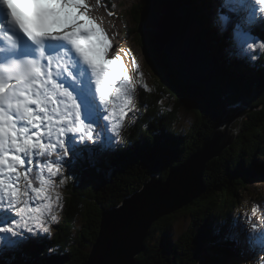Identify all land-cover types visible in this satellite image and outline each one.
<instances>
[{
	"label": "snow or ice",
	"instance_id": "snow-or-ice-1",
	"mask_svg": "<svg viewBox=\"0 0 264 264\" xmlns=\"http://www.w3.org/2000/svg\"><path fill=\"white\" fill-rule=\"evenodd\" d=\"M234 4L249 7L252 18L257 7L264 13V0ZM88 7L87 0H0V34L8 41L0 39V215L8 217L0 233L5 237L23 236L16 229L48 232L46 217L56 220L60 200L59 193L53 195L52 178L65 164L94 159L86 141L102 147L104 135L112 133L117 144L123 118L132 111L133 89L114 86L125 77L121 57L104 58L112 45ZM256 23L264 24V15ZM53 154L59 159H50ZM33 167L40 173L39 186Z\"/></svg>",
	"mask_w": 264,
	"mask_h": 264
},
{
	"label": "trees",
	"instance_id": "trees-1",
	"mask_svg": "<svg viewBox=\"0 0 264 264\" xmlns=\"http://www.w3.org/2000/svg\"><path fill=\"white\" fill-rule=\"evenodd\" d=\"M103 2L105 3V1ZM155 2L157 5H160L161 2V13L166 10V12L175 16L184 17L186 19L189 18L188 23L190 30L193 32L194 36L196 34L195 39L197 38L196 42L198 48L202 51L204 49L205 55L211 60L213 59L212 61L219 69L218 72L222 84L211 90L201 88L192 81L185 82L186 78H179V73L175 79L173 67L170 69L171 72L169 74L168 68L161 70V73L165 74L182 87L189 90L199 89V94L196 93L198 96L189 97L184 100L187 102L188 107H192L196 111L195 115L198 117L196 124L197 128L199 129L206 125H210L211 128L207 130L210 135L212 125L218 124L219 116L223 111H214V109L220 107L224 103V100L227 106L236 107L239 103H236L235 100L239 99H237L234 94H246V100L252 107L258 109L256 112L258 123L255 125L247 123L245 125L244 132L240 135V142H243L242 135L245 134L246 142L252 145L255 151L264 147L261 138L251 141L249 132H247L250 130V133L255 137H263L264 135V118L261 117L262 114L264 115V74L261 75V73H264V54L262 55V52H260L259 56L258 53H253V56L248 55V57L242 51H232L228 57L226 56V50L232 47L231 38L228 39L225 35V37L222 38H226L227 40H223L220 37L222 34H225L223 32H225L227 28L226 24L221 26L222 28L220 26L216 28V26L213 25V22L219 18L218 9L220 8L221 15L225 13V9L220 5L221 0H155ZM208 2L211 3L212 7L208 5ZM165 3L167 5H165ZM218 6L219 8L217 9ZM194 8H196L197 12H194ZM149 11V6L147 8L145 6L142 7V3L138 1V7L132 10L131 15H128L130 26L124 31V40H131L132 45L142 53L144 58L147 57V59L150 60L152 59L151 55L154 56L155 54H149L146 50L143 44V36L141 32H139L141 18ZM140 12L143 13V17H141ZM242 14L244 15V13ZM233 15L239 18L237 14ZM230 22L232 21L229 20L228 26H230ZM143 29L148 31L150 35L153 34V29L151 30L146 26L143 27ZM216 29H218L221 34H219ZM198 30L202 32L204 40L201 35L198 36L196 33ZM233 47L235 49H240L236 44H233ZM161 56L163 57V55ZM156 58L160 60L159 57L156 56ZM250 61L254 63V67L250 66V69L254 73L245 67V63H250ZM147 63L149 70L151 63ZM152 71L154 70H151L149 73L150 77H152ZM239 75L241 79H239ZM247 75L249 78L244 79ZM166 85H168L169 91L162 90L161 93L158 94H155V92L150 93L149 88L147 89L146 101H148L150 108L155 107L154 102L157 101V97L174 91V89L177 88L173 86L172 83H166ZM151 95L153 100L152 103L150 102ZM182 95L184 94L180 90L178 96ZM207 97L214 99V106H202V103ZM143 101L144 99H142L138 105H142ZM158 126H160V129L157 133L151 131V129L149 131L147 128H145L147 132L142 133L139 131L138 133H133L132 129L126 130L127 127H125L120 131V137L124 135L128 140L125 145L113 144L112 142L111 144L107 143L106 146L104 145V153L102 154L106 156V166L100 174H96L95 176L103 177L101 180H106V183L99 181L92 186L91 183L97 178L88 176L87 179L89 180L87 182L71 187L68 193L67 214L65 217L62 215L60 216V220L54 228L56 233L55 239L46 243L51 245L53 249L47 248L45 244L42 247L38 246L36 248L32 246L28 248L29 250H27L26 256L18 254L17 256L0 258V264H84L99 235L102 222L100 206L101 208L112 209L121 204L118 195L115 194V189L112 188L111 190V186L115 183L123 187L121 190L126 192L129 186H123L122 182L118 184V179L122 177L132 179L135 184L130 186L136 185L137 188V185L142 186L149 181L152 175L159 174L165 179L169 176L172 168H177L182 165L180 163H182L181 160L185 156V147L187 143L185 133L183 131L171 130L164 121L160 122ZM165 137L167 140L163 139ZM94 152V159H102V154L99 155V152ZM256 154L259 155L258 158H260L261 161H264V154L261 151H257ZM223 157L225 158V156L222 155L220 157L222 159H214L206 164L205 177L209 172L214 174L215 168H218L220 171L217 180H213L211 183L207 184L205 179L207 186L206 193L198 200L193 201L187 208L183 207L182 210L176 209L173 216L177 218L181 216V214L189 213L191 217L192 214L195 213L201 218V226L206 228L211 224L209 221L212 219L209 215H211L212 208L217 210L216 199L212 198L213 192H217L219 194L218 200H222L223 196L229 193L246 189L249 184L254 183L255 177L259 179L264 178V165L260 166L259 170L256 172L251 168L250 171L240 174L248 164L235 163L230 166L227 173V159H223ZM186 161L187 159H184V163ZM87 166L90 168L95 167L92 162H88L85 164L81 163V166L77 167L76 171L73 170V165L70 166L68 170H70L71 173L82 175L87 173L82 169ZM242 183L245 184L243 185ZM97 194L101 195L100 199L96 198L98 208H93L90 202L92 201V196ZM100 200L101 202H99ZM260 202L263 204L264 200L260 199ZM227 204L230 208H235L237 206L231 198L227 201ZM221 209V205L219 204V211L216 212L217 217L214 218L215 221L212 222L213 225L218 223V218L220 216L223 220H226V222L220 221L221 223H225L224 225L238 224L235 229L237 233L242 226L234 219V215L229 209L224 212L225 218L221 216ZM173 216L165 217L163 222H158L153 227L150 236L146 239L145 251L137 258L138 264H223L218 258H215V256H220V254L217 253V249H221V247L213 245L212 242L206 240L202 241L203 238L201 239L198 234L191 233L176 241L172 239L170 237V232L172 230L173 221L175 220ZM76 226H78V229L77 232H74ZM155 235H158V237H155ZM160 236L161 238H159ZM154 239H158L159 241L155 246H151L150 242ZM218 240H222V238L217 236L216 242ZM225 258L227 259V264L237 263L236 259L232 258L231 254L229 257Z\"/></svg>",
	"mask_w": 264,
	"mask_h": 264
},
{
	"label": "rangeland",
	"instance_id": "rangeland-1",
	"mask_svg": "<svg viewBox=\"0 0 264 264\" xmlns=\"http://www.w3.org/2000/svg\"><path fill=\"white\" fill-rule=\"evenodd\" d=\"M103 1L99 2L98 6L104 9L103 11L108 14H106L101 19H99V21L102 24H108L107 20H109V24H110L109 27H111L110 29L116 32L119 37L117 41V47H120L122 45V37H121L122 33L120 32V30L122 29V26L124 27V30L128 28L129 18L127 15L131 13V8L138 7V1L139 3H142V5L144 6V3H146L148 0H110L114 4V7L111 9V14H109L108 9H105L102 7L104 6V7L110 8L111 5L110 4L107 5L109 2L105 1L104 3ZM89 4L90 6L93 5L92 0H89ZM154 4L156 6V3ZM151 5L152 4L150 3V6ZM208 5L212 7L211 3L209 2H208ZM224 6L227 11L228 9L227 6L226 5ZM194 12H197L196 8H194ZM246 13L248 15L251 14V12L249 11H246ZM219 14H220V10L218 9V17H219ZM233 14L234 13H229L227 14V16L230 17ZM111 18L114 19V21H111ZM187 22H189V18L187 19ZM251 22H252V19H251ZM214 23L217 28L218 27L217 22L214 21ZM249 23L250 22H248V24ZM231 26L233 27L235 25L232 22H230V28ZM228 27L229 26H227V29ZM180 29H181L180 26L178 25L175 26V30L177 32L178 30L179 32H182ZM216 30L218 31V29ZM241 31L244 33V28H241ZM257 33L259 32L257 31ZM228 34L230 35V33ZM250 35H251V40H248L247 44L244 42L245 36L243 37V39H239V42L243 45L244 49L249 53L250 56H253V53L254 54L258 53L260 56V52H262V48L264 47V41H260V39L254 33H250ZM261 36H263L262 33H261ZM220 37L221 39H223L222 35ZM226 37L228 38V36ZM253 41L255 42L253 43ZM125 44L128 49L126 50L125 54L124 53L120 54L121 58L125 56V59L120 64L125 70V77L115 82L114 86L117 90H119L121 87H130V84L132 83L134 84L137 83L138 77L140 75H143L144 78L148 81V87H149L150 93L155 92V94H158V93H161L162 90L169 91L168 90L169 87L168 85H166V83H172L173 86L177 88H175L174 91H170L163 97L162 96L157 97V101L154 102L155 107L153 108L149 107L148 101H146L145 95H143V97L139 99L138 97L133 98L132 93H130L129 95L131 97L132 111L127 112V114L124 116L123 127L119 131L127 127L126 130L132 129L133 133H138L139 131L144 133V132H147V130L145 129L147 128L149 129V131L151 129V131H154L155 133H157L158 130L160 129V126H158V124L162 121L166 122L168 126L170 127V129L173 131H181V132L183 131L185 133L186 141H187L186 147H185V156L181 160L182 163H180L183 165L185 164L184 159L189 160L198 150H200V148L203 146L206 139L209 137L207 130L211 128L210 125H206L205 127H201L198 129L196 126L197 120H198L197 115H195L196 111L192 107H188L187 102L184 101L189 97L198 96L196 93L199 94V89H191L192 90L191 91L187 88L182 87L177 82H175L174 80H171V78L161 73V70L168 68L169 69L168 74H169L171 72L170 70L171 65L170 63L164 62L163 60H158L156 58L157 55H154V56L151 55L152 59L149 60L147 59V57L144 58L142 53L140 51H137V48L133 46L132 43L129 42V44L127 43ZM193 48L194 47H192V49ZM196 50H197L198 57L200 59L203 58L205 62L214 71H216V73L218 74V79L220 80V83L219 82L218 83L219 85H221L222 81L220 79V75L218 72L219 69L217 65L214 64V62L212 61L213 59L211 60L207 55H205L204 53L205 50L204 49L203 51L200 50L197 45H196ZM107 53L111 58V52L107 51ZM114 54H115V49H114L113 55ZM244 54L248 56V54L246 53ZM226 56L228 57L227 54ZM147 62L151 63L149 70H148ZM198 62L200 63L199 60ZM246 63H245V67L248 68L249 70H251L250 66L254 67V63H251V61L250 63H247V64ZM151 70H154L152 71V77H150L149 75ZM251 72L253 71L251 70ZM178 73L180 74L179 78L184 76V73L179 72L177 69V73L174 70L175 79L177 78ZM263 74L264 73H261V75ZM186 77L187 78L185 79V82L190 81L189 79L191 78L190 77L188 78V75H186ZM246 78H249V76L247 75V77H245L244 79ZM239 79H241L240 75H239ZM195 83L201 88L210 89V88L200 85L197 82ZM180 90L182 91L184 95L178 96ZM234 96H236V98L239 99V100H235L236 103H239L238 106L236 107L227 106L224 100V103L220 107H217L214 109V111L223 110L222 111L223 113L225 110V107H227V110H226L227 112L225 113L224 117L222 113L219 117V121L221 120V122L223 123L212 125V131H211V133L213 131H222V132L229 134L232 138L233 143L229 144L219 155H217L216 157H213V159H211L210 161L214 159H218V158H219L218 160H220L222 159L220 157L224 155L225 158L223 157V159H227V169H226L227 173H228V169L230 168V166L235 163H247L248 164V166L240 174L250 171L251 168L252 170L256 172L257 170H259L260 166L264 165V161H261L260 158H258L259 155H257L256 152L261 151L264 154V147H261L260 149L255 151L252 145L246 142L245 134L242 135L243 142L242 143L240 142V135L244 132L245 125L247 123H250L253 125L258 123L256 119V112L258 109L252 107L251 104L246 100L247 99L246 94L236 93L234 94ZM142 99H144L142 105L141 104L138 105V103ZM150 102L151 103L153 102L152 95L150 96ZM214 105H215L214 99L211 97H207V99L202 103V106L212 107ZM261 117L264 118V115L262 114ZM132 124H133V127H132ZM225 124H229L231 125V127H226ZM247 132H249L251 141H254L257 138H261L264 144V135L263 137H260V136L255 137L253 134L250 133V130H248ZM113 135L114 134L112 133H108L104 135L103 141H102V144H103L102 147L100 144L92 145L91 141H87L86 143L90 144L93 147L94 151L99 152V155H101L102 153H104L103 152L104 150L103 148H105L104 145L106 146L107 142L109 141L113 143L112 141ZM77 139L79 140V136H77ZM163 139L167 140L166 137ZM117 141H118L117 144L119 145H125L128 142L127 138L124 135L123 137L119 136L117 138ZM53 158L58 159L59 158L58 154H55ZM105 160L106 159H103V158L96 159L93 161L84 159L80 162L83 164L92 162L95 165V167H91V168L88 166L83 167L82 169L85 170L87 173H84L82 175L71 173L70 170L61 171L60 175L52 178L56 184L53 190V195H55V193H59L60 200H59L58 206L54 208V212H53V214L56 216V220H52L50 217H46L47 223L45 225L47 228L55 227L58 224L57 222L60 220V216L62 215L65 217V215L67 214L68 193L71 187L76 186L80 183L87 182L89 180L87 179L88 176L96 177L95 176L96 174H100L101 171L105 169V166H106ZM81 163L73 167V170L76 171L77 167L81 166ZM70 166H72V164H69V167ZM180 167L181 166H179V168ZM177 168L175 167V168H172L171 170L177 169ZM219 172H220L219 169L215 168L214 174H211L209 172L206 175V177L204 176V182H205V179H206L207 184L211 183L213 180H217ZM39 175L40 174L38 172L33 173V176L37 177V179L34 180V186H39V179H38ZM154 176H156V174L152 175L151 178ZM157 176H161V175L157 174ZM62 178L64 179L63 184L60 183V180ZM96 178L97 179L91 183L92 186H94V184L99 181H101L102 183H106V180L105 181L101 180V178L103 177H96ZM117 182L118 184L119 182H122L123 186H127V187L129 186L126 192H123L121 190L123 187H120L116 185L115 183L111 186V190L112 188H114L115 194L118 195L119 200L123 202L124 199L130 197L131 195L139 193L138 191H141L144 185L148 181L144 183L142 186L137 185V188H136V185L130 186L132 184H135V182H133L132 179H127V177H122L118 179ZM242 184L244 185L245 183H242ZM100 197L101 195H98V194L92 196V201L90 202V205L93 206V208H98L96 198L100 199ZM218 197H219V194L217 192L212 193V198L216 199L217 210L212 208L211 215H209V217H211L212 220L210 219L211 221L209 222H211V224H209L208 227L203 228L201 226L202 224L201 218H199V216L195 213H193L191 217L189 216V213H188V214H181V216L177 218L173 216V213H172L171 215L162 216L161 219H159L157 222H155L152 225L151 230L149 231L147 237L145 238L144 243L146 242V239L150 236V232L152 231L153 227L158 222L161 223L164 221L165 217L173 216L175 220L173 221V224H172V230L170 232L171 234L170 237L174 239L175 241L191 233L196 234V235L198 234V236L201 239L203 238L202 241L206 240L208 242H212L213 245H217L221 247V249H217V253L220 254V256H215V258H218V260L223 262V264H227V259L225 257H229L230 254L232 255V258L236 259L237 261L236 264H244L245 262L247 264H264V250H262V247L264 249V235L258 234L257 237H255L257 232L259 231V228L261 226L264 227V203L262 204L260 202V199L264 200V178L259 179L258 177H255L254 183L249 184L246 189H241L240 191L229 193L223 196L222 200H218ZM230 198L233 199L234 202L236 203L237 206L235 208H230L229 205L227 204V201ZM99 202H101V200ZM55 203L56 202L54 201V204ZM219 204L221 205V208H222L220 211L222 212L220 213L221 216L225 218L224 212H226L227 209H229V211L234 215V219H236L238 223H240V225L242 226V228L239 231H237V233L235 232V229L238 224L237 225L236 224L224 225L225 223H221L220 221L226 222V220H223V218H221L220 216L218 218V223L213 225L212 222L215 221L214 218L217 217L216 212L219 211ZM100 210H101V221H102L103 211L104 210L109 211V209H106L104 207L101 208L100 206ZM10 215L16 217V219H19V217L16 215L15 212L10 213ZM0 220L3 221V222H0V226H7V224H5L6 220L4 219L3 215H0ZM77 229H78V226L74 228V232H77ZM239 232L240 233L242 232L241 236ZM55 235L56 233L54 234V237L52 240L55 239ZM217 236L219 238H222V240H218L216 242ZM155 237H158V235H155ZM159 238H161V236ZM2 240H4V237L2 238ZM158 241H159L158 239L156 240L154 239L152 240V242H150V245L155 246L158 243ZM45 246L47 248L53 249V247L49 244H45ZM257 249H259L261 252L255 255L254 251ZM236 252H238L239 254ZM248 253L251 256H249ZM17 255L18 253L17 254L15 253V255H12V256H17Z\"/></svg>",
	"mask_w": 264,
	"mask_h": 264
},
{
	"label": "water",
	"instance_id": "water-1",
	"mask_svg": "<svg viewBox=\"0 0 264 264\" xmlns=\"http://www.w3.org/2000/svg\"><path fill=\"white\" fill-rule=\"evenodd\" d=\"M148 5V1L144 3L146 8ZM158 19L153 23L142 19L143 27L154 30L150 35L143 27L141 29L143 44L149 54L157 55L164 62L169 61L171 68L184 73L183 77L187 78V71H190L188 76L191 75V79H196L202 86L213 88L209 83V76H213L212 69L205 67L201 69V73H197L194 59L187 54L193 42L187 25L181 27L182 32H177L173 25L177 17L165 12ZM196 33L204 40L200 30ZM170 39L172 45L167 52L168 58H164L161 56L162 50L168 48L167 42ZM126 43L129 44V40ZM120 50L117 48V51ZM196 56L199 60L198 55ZM231 141L229 134L213 131L200 150L180 168L171 171L165 183L152 178L139 193L124 199L120 206L104 210L98 238L84 264H138L137 258L145 251V236L152 222L177 208H183L204 192L202 173L205 165Z\"/></svg>",
	"mask_w": 264,
	"mask_h": 264
},
{
	"label": "bare ground",
	"instance_id": "bare-ground-1",
	"mask_svg": "<svg viewBox=\"0 0 264 264\" xmlns=\"http://www.w3.org/2000/svg\"><path fill=\"white\" fill-rule=\"evenodd\" d=\"M221 3L223 4V0H221ZM222 4H220L224 9H225V13L226 14H229V13H234V14H237V16L239 17V18H243V16L246 14L247 16H248V14L246 13V12H238V11H236L235 10V12L234 11H231V8L229 7V6H227V11H226V8H225V6L224 5H222ZM219 10H220V8H219ZM246 11H249V12H251L250 10H246ZM256 12V11H255ZM242 13H244V15L242 14ZM166 14H170V13H166ZM171 15V14H170ZM173 15V14H172ZM173 16H175V15H173ZM221 13L219 14V18H221ZM175 17H177V20H176V23L175 24H173V25H175V26H180V28L181 27H183L185 24L187 25V29L191 32V37H192V39H193V42H192V46H190V49L188 48V52H187V54H190V56H191V58L192 59H194V65L195 66H197V73H199L200 71H201V69H203V68H205V67H208V68H211L206 62H205V60L202 58V59H200L199 58V61H200V63L198 62V60H197V58H196V56H195V54L197 55V50H196V45H197V42H196V39H195V36H194V34H193V32L190 30V26H189V23L187 22V19L186 18H184V17H178V16H175ZM215 17V16H214ZM255 17H256V15H255ZM91 18L96 22V18L95 17H93V16H91ZM249 18V17H248ZM249 22L251 23V19L249 18ZM239 21H240V19H239ZM100 22V21H99ZM101 23V22H100ZM102 24V23H101ZM108 25V24H107ZM232 27V26H231ZM181 30V29H180ZM182 31V30H181ZM178 32H179V30H178ZM153 33H154V30H153ZM8 35H10V34H8ZM2 36H5V35H2L1 34V37ZM1 39V38H0ZM8 41H7V39H6V42L5 43H7ZM186 42H188V40H186ZM167 45H168V48L166 49V50H162V54H163V57L164 58H168L167 57V52H168V50L170 49V47H171V45H172V41H171V39L167 42ZM192 47H194L193 49H192ZM195 52V53H194ZM249 55V54H248ZM105 59H110V56L108 55V53L106 54V56L104 57ZM159 59L161 60V58L159 57ZM168 63H170L169 61H168ZM191 69V68H190ZM212 69V68H211ZM207 70V69H206ZM90 71V70H89ZM208 71V70H207ZM212 71H213V76L212 77H210L209 76V83H210V85L214 88V87H217L218 85H219V83H220V80L218 79V74L216 73V71H214L213 69H212ZM188 73H190V71H187V75H188ZM201 73V72H200ZM189 77H191V75L190 76H188V78ZM192 79L194 80V81H192ZM192 79H189L190 81H192V82H195L196 81V79H194V78H192ZM197 82V81H196ZM219 82V83H218ZM213 88H210L209 90H211V89H213ZM227 110V107H225V110H224V112L222 113L223 114V117H224V115H225V113L227 112L226 111ZM220 117V116H219ZM222 119V118H221ZM218 123H223V122H221V120L218 122ZM225 126L226 127H231V125H229V124H225ZM242 132V131H241ZM240 132V133H241ZM87 142V141H86ZM110 142V141H109ZM109 142H107L108 144H111V142L109 143ZM233 142L231 141V143L230 144H232ZM100 146V145H99ZM51 159H55V158H51ZM94 160H96V158L94 159ZM188 161V160H187ZM186 161V162H187ZM210 161V160H209ZM208 161V162H209ZM185 162V163H186ZM182 166V165H181ZM179 168V167H178ZM172 171V170H171ZM171 171H170V173H171ZM205 171H206V165H205V167H204V170H203V173H202V181H203V185H204V188H205V190H204V193H206V191H207V186H206V184H205V182H204V174H205ZM170 173H169V175H170ZM169 177V176H168ZM168 177L167 178H162L161 176H154V177H152V178H156V179H158L160 182H162V183H165L166 181H167V179H168ZM151 178V179H152ZM204 193H202L200 196H198V198H196V199H194L193 201H195V200H198L199 198H201L203 195H204ZM193 201H191V202H189L188 204H186V205H184L183 207H188ZM177 209H180V210H182V208H177ZM176 211V209L175 210H173V211H171V212H169V213H167V214H164V215H162V216H166V215H171L172 213H174ZM161 216V217H162ZM161 217L159 218V219H161ZM158 219V220H159ZM157 220V221H158ZM156 221V222H157ZM155 222H152V224L150 225V227L148 228V230H147V233H146V236H145V238L147 237V235H148V233H149V231L151 230V227H152V225L154 224ZM263 232V233H262ZM258 234H261V235H264V227H260L259 228V231L257 232V234H256V236L255 237H257V235ZM240 235H242V232L240 233ZM254 241V240H253ZM251 245H252V243H251ZM262 247V246H261ZM260 249V248H259ZM259 249H257V250H255L254 251V254L256 255L257 253H260L261 251L259 250ZM262 249H263V247H262ZM248 255L249 256H251L249 253H248ZM89 258V257H88ZM244 264H247L246 262L244 263Z\"/></svg>",
	"mask_w": 264,
	"mask_h": 264
}]
</instances>
